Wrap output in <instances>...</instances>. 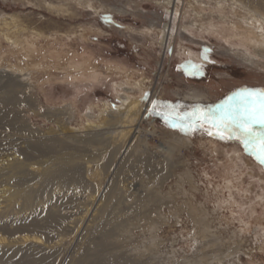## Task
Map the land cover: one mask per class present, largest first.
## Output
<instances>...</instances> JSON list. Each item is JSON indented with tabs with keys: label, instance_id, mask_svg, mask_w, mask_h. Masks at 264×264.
<instances>
[{
	"label": "rangeland",
	"instance_id": "374dc122",
	"mask_svg": "<svg viewBox=\"0 0 264 264\" xmlns=\"http://www.w3.org/2000/svg\"><path fill=\"white\" fill-rule=\"evenodd\" d=\"M168 1L0 0V264H264V165L160 114L264 89V58L230 1Z\"/></svg>",
	"mask_w": 264,
	"mask_h": 264
},
{
	"label": "snow or ice",
	"instance_id": "6c2138e0",
	"mask_svg": "<svg viewBox=\"0 0 264 264\" xmlns=\"http://www.w3.org/2000/svg\"><path fill=\"white\" fill-rule=\"evenodd\" d=\"M166 107L168 110L160 114L170 127L181 131L205 128L209 135L220 139H236L264 165V89L237 90L214 112L198 107L180 114L171 106Z\"/></svg>",
	"mask_w": 264,
	"mask_h": 264
},
{
	"label": "bare ground",
	"instance_id": "6f19581e",
	"mask_svg": "<svg viewBox=\"0 0 264 264\" xmlns=\"http://www.w3.org/2000/svg\"><path fill=\"white\" fill-rule=\"evenodd\" d=\"M229 1L231 2L232 6H233L234 11L243 12L242 13V16H243L242 23H244V25L239 24V26H237L238 30L242 29L240 38L242 39L244 44H247V45L252 47V49L254 50L255 56H261L264 58V14L261 11L258 12V11L253 9L252 4H255V3H253L254 0H220L219 4H221L222 2L227 3ZM170 2H171V4H173V0H169L168 4H170ZM173 7H174V5H173ZM221 7H222V5H221ZM245 15H246V17H244ZM7 18L13 19V22L16 21L15 15H8L5 13L2 14V19H0V20L3 22L4 27L8 30L7 32L3 33V38L10 45H12V47L17 48L24 41V39L19 37L16 32H10L9 31L10 23L7 22ZM175 18H176V16H175ZM39 34L40 33L36 32V35H39ZM246 57H247L248 62L251 63V59H250L251 57L250 56L249 57L246 56ZM1 65L2 64L0 61V67H1ZM142 81L143 80L138 81L136 83V86H141ZM129 84H131V83H129ZM115 86L117 87L119 85L116 83ZM104 107H105L107 112H114L115 114H118L120 116V118L116 119L117 117H115V116H109V118L107 120L101 119L100 124L98 123L99 124L98 128L106 126L107 129H112V128L115 129L116 126L119 127L120 125L122 126L123 124H132L136 120V118L138 117V114H139V112L137 110L138 104L133 102L132 99L128 95L126 97L120 98V104H111L109 102H106V103H104ZM119 120L122 121V124H118ZM87 127L93 128V127H97V126L89 121ZM110 132H112V131H110ZM107 133H109V132H107ZM118 133L120 135H125L128 132L126 130H122ZM16 161L17 160H15V162ZM15 164H16V166L14 168L17 169L19 162H16ZM44 175L49 180H62L64 178L62 172L56 171V170H51V169L46 170ZM230 184L231 183L228 182L227 188H229V189H230Z\"/></svg>",
	"mask_w": 264,
	"mask_h": 264
}]
</instances>
